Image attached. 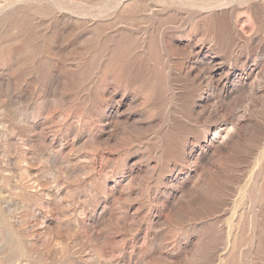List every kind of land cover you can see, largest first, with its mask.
Listing matches in <instances>:
<instances>
[{"label":"rangeland","instance_id":"374dc122","mask_svg":"<svg viewBox=\"0 0 264 264\" xmlns=\"http://www.w3.org/2000/svg\"><path fill=\"white\" fill-rule=\"evenodd\" d=\"M0 264H264V0H0Z\"/></svg>","mask_w":264,"mask_h":264},{"label":"bare ground","instance_id":"6f19581e","mask_svg":"<svg viewBox=\"0 0 264 264\" xmlns=\"http://www.w3.org/2000/svg\"><path fill=\"white\" fill-rule=\"evenodd\" d=\"M229 130V129H228ZM227 133V132H226ZM228 133H231L230 131L228 132ZM229 136V135H228ZM226 139H227V137H226ZM222 140H223V138H222Z\"/></svg>","mask_w":264,"mask_h":264}]
</instances>
